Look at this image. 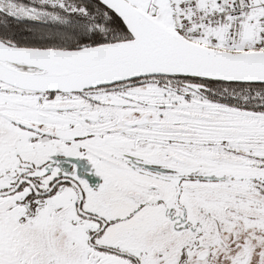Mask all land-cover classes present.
Here are the masks:
<instances>
[{
  "label": "snow or ice",
  "instance_id": "obj_1",
  "mask_svg": "<svg viewBox=\"0 0 264 264\" xmlns=\"http://www.w3.org/2000/svg\"><path fill=\"white\" fill-rule=\"evenodd\" d=\"M0 264H264V0H0Z\"/></svg>",
  "mask_w": 264,
  "mask_h": 264
}]
</instances>
